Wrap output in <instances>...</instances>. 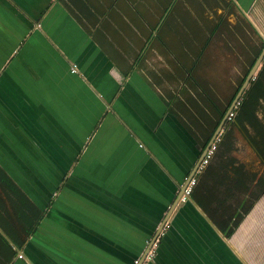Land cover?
Returning a JSON list of instances; mask_svg holds the SVG:
<instances>
[{
    "label": "crops",
    "instance_id": "0c3cea01",
    "mask_svg": "<svg viewBox=\"0 0 264 264\" xmlns=\"http://www.w3.org/2000/svg\"><path fill=\"white\" fill-rule=\"evenodd\" d=\"M178 1L0 0V264L141 259L207 147L210 92L158 48L190 30ZM229 2L257 46L264 0ZM234 129L143 264H264V182Z\"/></svg>",
    "mask_w": 264,
    "mask_h": 264
},
{
    "label": "rangeland",
    "instance_id": "374dc122",
    "mask_svg": "<svg viewBox=\"0 0 264 264\" xmlns=\"http://www.w3.org/2000/svg\"><path fill=\"white\" fill-rule=\"evenodd\" d=\"M177 5L179 8L178 17L181 21H185L183 16L188 15L191 21L189 22L191 23L190 30H179L176 42L171 30L162 29L159 35L162 37L163 43L158 41V48L162 49L166 58L172 50L177 59L183 60L179 61L178 70L182 73L179 80H183V75L187 71H191L193 73L191 83L196 82L204 91H209L220 106L226 107L256 57V50L262 44L263 39L261 36L259 39L257 38L258 45L256 46L254 32L229 0H179ZM188 42H190L189 45H182V43ZM205 42L209 44L207 43L203 54L198 56ZM198 57L199 61L193 64L192 61L197 60ZM262 66L263 64L251 82L256 79ZM163 69L166 68L163 67ZM148 71L152 80H157L153 77L152 71L149 69ZM191 89L196 92L195 88ZM234 131L235 145L233 147L235 150L241 151L242 159L247 165L258 169L259 181L264 182V163L253 153L250 154L252 151L248 149L239 130L234 129ZM224 132L225 129L222 130V135ZM215 155L214 157H216ZM213 164H219L218 159H214ZM216 207L218 209L219 206ZM219 208L222 209V207ZM232 208L234 207L227 208L226 206L224 209Z\"/></svg>",
    "mask_w": 264,
    "mask_h": 264
},
{
    "label": "trees",
    "instance_id": "16d2710c",
    "mask_svg": "<svg viewBox=\"0 0 264 264\" xmlns=\"http://www.w3.org/2000/svg\"><path fill=\"white\" fill-rule=\"evenodd\" d=\"M263 48L264 40L258 48L256 57L251 62L249 69L245 77L242 79L240 86L225 108L218 104L214 96L206 93V100L209 105V111L206 110V139L202 143L204 148L209 144L221 121L228 113V110L235 100L238 91L245 82L250 70L256 62V58L259 57ZM262 98L264 99V65L257 75L256 79H253V81L250 82L249 88L242 95L238 105L232 111L234 113V116L231 119H229V117L227 118L226 124L224 126L225 132L223 135H221V141L218 144V149L221 147V145L223 147L228 146L227 143L229 142V139L233 138V128H238L250 142L252 147L257 151L261 160L264 162V122L257 114L259 108L258 106L262 103Z\"/></svg>",
    "mask_w": 264,
    "mask_h": 264
},
{
    "label": "water",
    "instance_id": "95a60500",
    "mask_svg": "<svg viewBox=\"0 0 264 264\" xmlns=\"http://www.w3.org/2000/svg\"><path fill=\"white\" fill-rule=\"evenodd\" d=\"M264 63V48L262 49V52L260 53L259 57L257 58L255 64L253 65L252 69L250 70L245 82L243 83L242 87L240 88V90L238 91L235 100L233 101L231 107L228 110V113L225 115V117L223 118V120L221 121L220 125L218 126L217 130L215 131L213 137L211 138L209 144L207 145V147L205 148L201 158L199 159V162L197 164V167L195 168V170L193 171V173L190 175V177L188 178V180L186 181V183L180 188V191L177 195L176 201L173 205V207H171L170 212L168 213V215L165 217V219L163 220V223L161 224V226L159 227L155 237L150 241L145 253L143 254V256L141 257V259L138 261L137 264H143L144 261L147 259L148 254L150 253L152 247L154 246V244L158 241L159 236L162 234L163 230L165 229V226L168 222V219L170 217V214L172 213L174 207L178 204V202L181 200V197L185 191V188L187 187L190 179L194 176L195 172L197 171L199 165L201 164L202 160L204 159L205 155L207 154L208 150L210 149L211 145L215 142V140L218 138L219 135L222 134V130L224 129V126L226 124L227 118L229 117L230 113L234 110V108L237 106V104L239 103V100L241 99L244 91L246 90L247 86L250 84L252 78L254 77V75L258 72L259 67Z\"/></svg>",
    "mask_w": 264,
    "mask_h": 264
},
{
    "label": "built area",
    "instance_id": "2783aa9c",
    "mask_svg": "<svg viewBox=\"0 0 264 264\" xmlns=\"http://www.w3.org/2000/svg\"><path fill=\"white\" fill-rule=\"evenodd\" d=\"M234 116V113L231 112L229 115V119ZM221 135L215 140V142L211 145L210 149L208 150L207 154L205 155L204 159L202 160L201 164L199 165L195 175L190 179L185 191L181 197V200H186L187 198L191 197L194 193L195 186L198 183V179L200 175L205 171L208 165L211 163L216 151L218 150V144L221 141ZM151 253V251H150ZM149 255V254H148ZM23 256V255H20ZM138 263V261H137Z\"/></svg>",
    "mask_w": 264,
    "mask_h": 264
}]
</instances>
